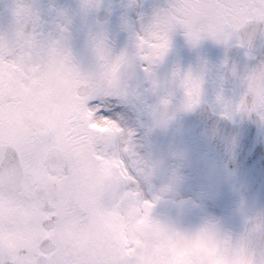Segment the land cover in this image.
Wrapping results in <instances>:
<instances>
[{
    "label": "clouds",
    "instance_id": "9594fccd",
    "mask_svg": "<svg viewBox=\"0 0 264 264\" xmlns=\"http://www.w3.org/2000/svg\"><path fill=\"white\" fill-rule=\"evenodd\" d=\"M236 31L234 39L218 43L225 51L217 64H174L162 73L160 66L133 69L128 57L117 62L118 51L96 63L97 70L103 64L114 66L101 83L106 89L127 90L128 97L121 100L127 118L118 124L91 116L82 121L91 137L88 147L64 155L56 183L74 180L70 197L78 210L106 214L104 230L130 264H264V202L240 194L235 224L207 210L218 194L217 181L235 176L242 127L252 126L264 136V47L258 45L264 41V19ZM52 71L75 96L88 94L87 82L60 68ZM188 116L196 122H187ZM101 134L116 146L106 159L92 157ZM192 138L201 146L195 154L201 179L194 187L188 174ZM17 168L10 156L0 159V169ZM96 182L103 191L92 200L88 192ZM35 194L42 200V222L55 225L49 193L37 188ZM191 213L196 218L186 220Z\"/></svg>",
    "mask_w": 264,
    "mask_h": 264
},
{
    "label": "snow or ice",
    "instance_id": "6c2138e0",
    "mask_svg": "<svg viewBox=\"0 0 264 264\" xmlns=\"http://www.w3.org/2000/svg\"><path fill=\"white\" fill-rule=\"evenodd\" d=\"M79 8L88 14L101 11L102 5L100 0H80ZM10 14L8 29L0 33V124L16 115H24V120L18 168L0 169V264H130L104 230L106 214L78 210L70 197L74 180L56 183L65 154L57 149L59 133L50 124L58 117L56 106L69 103L70 94L52 69L60 68L89 84L79 104L92 120L118 124L125 112L121 100L128 92L106 89L101 83L114 67L103 64L97 70L96 63L103 62L106 54L118 51L116 61L128 57L133 69L141 64L161 66L177 30L192 47L206 39L226 42L236 37L240 25L264 19V0H164L151 11H145L140 0H129L121 20L127 43L115 47L105 23L97 21L86 35L92 56L87 67L73 52L72 18L66 9L50 5L45 14L35 3L13 0ZM37 77L38 85L33 83ZM26 87L35 94L26 93ZM73 123L76 154L87 149L91 137L82 121ZM115 147L111 137L101 134L92 145V157L106 159ZM53 154L55 166L50 164ZM37 188L49 193L55 225L38 227L42 200L35 194ZM102 191V183L96 182L88 196L95 200ZM13 208L18 210L15 216ZM45 231L53 234L52 240L41 247L39 239Z\"/></svg>",
    "mask_w": 264,
    "mask_h": 264
},
{
    "label": "rangeland",
    "instance_id": "374dc122",
    "mask_svg": "<svg viewBox=\"0 0 264 264\" xmlns=\"http://www.w3.org/2000/svg\"><path fill=\"white\" fill-rule=\"evenodd\" d=\"M120 1V0H119ZM147 0H143V2H146ZM149 3H156L157 5L160 3H164V0H148ZM89 14H87L88 17ZM86 18V17H85ZM71 43H77L78 46H80L77 51H80V53H77V58L81 61L82 65L87 67L92 60L91 52L86 46V37L84 38L82 36V33L79 31V27L71 26ZM113 44L115 47H123L127 43V35L123 31H119L116 36H110ZM175 41V39H174ZM216 52L219 49V44L215 42ZM219 52V51H218ZM224 57V54H216L211 58H203L199 59L203 61H207L209 64H217L222 60ZM174 63H177L181 66H188L191 64V58L187 57H180L178 58L175 52H171V49L165 58V61L160 66V71L166 72ZM38 81V80H36ZM35 80L33 81L34 84L38 85V83ZM32 89V88H31ZM70 94V101L66 105H57V112L58 117L55 121L51 122L50 126L56 128L59 133L58 137V144L57 149L60 152H63L65 155H71L74 150V146L76 144V136L75 132L77 131V125L73 123V121H86L90 116L91 113L85 111L79 104L80 98L72 94L70 91H68ZM35 94V92H34ZM33 94V95H34ZM70 114V115H69ZM124 116H126V110L124 112ZM18 121V120H16ZM1 131L5 130L7 132L1 133L0 138L8 141V142H15L17 146H20L21 142V130L23 128V122H19L18 124H12L9 122V120L6 121V123H3L1 125ZM93 128L98 127L97 125L93 124ZM104 129H101L103 131ZM18 133V137H16V133ZM15 133V134H14ZM14 134V138L12 136ZM7 135V136H5ZM192 150H193V160L190 162L188 167V174L190 177V187H194L198 182H200L201 179V172L198 162L195 159V154L200 150V144L197 140L190 141ZM62 167V163H61ZM217 187H218V194L216 197L212 200H210L207 204V210H210L217 215H220L225 218L227 222L230 224L236 223V218L233 216V209L236 205V202L240 196L238 185L235 183L233 178L231 180H225L223 177H221L217 181ZM196 218L195 213H191L186 217V220L191 221Z\"/></svg>",
    "mask_w": 264,
    "mask_h": 264
},
{
    "label": "flooded vegetation",
    "instance_id": "af4514ba",
    "mask_svg": "<svg viewBox=\"0 0 264 264\" xmlns=\"http://www.w3.org/2000/svg\"><path fill=\"white\" fill-rule=\"evenodd\" d=\"M13 0H0V33L6 31L11 23V14H10V5L12 4ZM30 3H35L38 5L45 14L47 13V9L50 5L66 9L70 16L75 17L72 13L74 12H80L79 4L80 0H28ZM102 9L105 11L103 12V15H107L108 18L105 20H101L98 17L99 12H92L95 13L97 16V19H89L91 21V26L94 25L97 21L105 23V26L107 28V31L110 36L114 35L116 36L119 31H123L121 28V20L122 15L124 11V6L128 4L129 0H100ZM140 3L143 5L145 11H151V9L154 6H157L156 3H149L148 0L146 2H143V0H140ZM163 3H160L158 5H161ZM112 19V23L108 24L107 21ZM124 32V31H123ZM126 35L127 33L124 32ZM175 39V41H174ZM171 52H175L176 55L178 54L180 57L184 56L187 58H201L204 57L205 53H211L214 50V41L211 39L203 40L198 46L192 47L188 44L186 38L183 35V32L181 30H177L173 36H172V44H171ZM177 64V63H174ZM173 64V65H174ZM163 66V64H162ZM2 124H0V128ZM1 135V131H0ZM0 143H6L1 140ZM56 156L51 157V161H53L52 165L55 166L56 164ZM62 168V167H61ZM55 179H58V177H55ZM15 209V208H14ZM17 210V209H15ZM42 222V220H41ZM43 223V222H42ZM52 233L44 232V237H50L52 238ZM41 238V239H42ZM40 244V243H39Z\"/></svg>",
    "mask_w": 264,
    "mask_h": 264
},
{
    "label": "water",
    "instance_id": "95a60500",
    "mask_svg": "<svg viewBox=\"0 0 264 264\" xmlns=\"http://www.w3.org/2000/svg\"><path fill=\"white\" fill-rule=\"evenodd\" d=\"M258 45L264 47V41H258ZM233 55L239 57L235 50ZM185 120L194 124L197 118L188 116ZM5 156H10L19 164V157L14 149L0 147V159ZM235 158L237 167L234 178L240 185L241 194L250 202H264V140L254 127H242Z\"/></svg>",
    "mask_w": 264,
    "mask_h": 264
}]
</instances>
